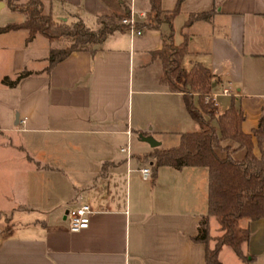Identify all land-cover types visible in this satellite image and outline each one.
<instances>
[{
    "label": "crops",
    "instance_id": "0c3cea01",
    "mask_svg": "<svg viewBox=\"0 0 264 264\" xmlns=\"http://www.w3.org/2000/svg\"><path fill=\"white\" fill-rule=\"evenodd\" d=\"M38 1L43 15L80 20L91 30L99 19L122 17L130 4ZM177 1L160 0L156 21L148 0H132L135 12L146 13L136 24L139 35L114 31L48 69V51L58 42L39 34L27 39L24 28L0 31V63L12 65L0 80L28 72L12 87L0 82V264H204L205 245L192 238L206 213L207 169L155 167L151 156L200 129L183 92L163 80L158 52L165 37L184 42L181 69L198 64L212 81L203 100L226 89L229 95L215 96L211 110L222 114L233 102L242 111L241 131L251 134L264 119V0H180L164 20ZM21 14L0 28L20 24ZM196 100L193 93L195 106ZM145 136L158 144L151 147ZM252 141V153L264 159V133L260 147ZM126 144L128 166L119 151ZM243 155L244 149L231 153L234 160ZM144 166L147 180L138 171ZM83 203L91 209L88 226L69 232L64 213ZM207 222L212 247L221 232L214 216ZM236 226V235L247 231L239 254L222 245L218 264H264V218Z\"/></svg>",
    "mask_w": 264,
    "mask_h": 264
},
{
    "label": "trees",
    "instance_id": "16d2710c",
    "mask_svg": "<svg viewBox=\"0 0 264 264\" xmlns=\"http://www.w3.org/2000/svg\"><path fill=\"white\" fill-rule=\"evenodd\" d=\"M15 1L6 0V4L11 10L23 13L25 19L20 24H7L0 31L24 28L28 33L27 39L39 34L48 42H63L60 48L49 49L47 69L73 51H90L107 35L125 28L119 23L120 17L99 19L98 28L91 30L80 20L65 23L43 15L38 0H28L24 4H16ZM179 1L171 13L163 15L164 20L176 13ZM148 3L153 19L159 20L162 14L160 0H148ZM204 16L206 14H196L194 17ZM184 52V42L174 45L170 37H165L158 52L162 62V78L171 89L183 92L187 111L200 124V129L181 134L176 146L155 150L151 156L155 167L168 165L180 169L184 166H203L207 169L206 213L199 219L192 240L205 245L204 264H218L217 253L222 245L232 247L239 254V244L246 237L247 231L242 230L244 236L236 235L237 221L243 218L250 221L264 218V159L252 153V139L258 147L261 145L264 119L260 117L256 128L251 134H246L240 128L242 111L233 102L222 114L216 115L210 109V104L203 100V94L212 88L207 70L195 64L188 72H184L180 67ZM27 74L22 72L14 80L4 76L1 83L12 87ZM193 93H197L196 106L192 102ZM224 140L236 143L235 149H244L240 160L231 157L235 149L221 146ZM218 149L225 152L223 158L216 154ZM209 216L215 217L221 232L214 239L212 247L207 246Z\"/></svg>",
    "mask_w": 264,
    "mask_h": 264
},
{
    "label": "built area",
    "instance_id": "2783aa9c",
    "mask_svg": "<svg viewBox=\"0 0 264 264\" xmlns=\"http://www.w3.org/2000/svg\"><path fill=\"white\" fill-rule=\"evenodd\" d=\"M131 2L132 0H130V4L126 14H124L119 20V23L125 27L124 31L127 32L130 37L140 34V30L136 26L137 21L138 19H143L146 16V13L144 12H140V13L135 12L133 10ZM217 95H229V94L226 89H222L218 93L205 95L204 100L205 102H208L211 105H213L214 104L213 100ZM119 151L125 155V162L128 166V162L131 156L128 144L119 148ZM138 171L140 174V178L142 180H147L150 177V170L148 167L145 166L141 167L138 169ZM90 212L91 209L89 205L86 203L67 209L66 214L64 216L67 230L69 232L74 233L87 228Z\"/></svg>",
    "mask_w": 264,
    "mask_h": 264
},
{
    "label": "rangeland",
    "instance_id": "374dc122",
    "mask_svg": "<svg viewBox=\"0 0 264 264\" xmlns=\"http://www.w3.org/2000/svg\"><path fill=\"white\" fill-rule=\"evenodd\" d=\"M3 1H5V0H3ZM21 16H22V14L19 13V12L10 11L8 9V6L6 5V3H3L2 7L0 6V25L1 24H6V23H9V22H13V21H19L22 18ZM58 45L62 46L63 42H59ZM10 69H12V65L11 64H3L2 65L0 63V74L2 72L10 71ZM0 82H1V80H0ZM211 107H212V105L210 104V109H211ZM239 234L241 236H244L242 230L240 231Z\"/></svg>",
    "mask_w": 264,
    "mask_h": 264
},
{
    "label": "water",
    "instance_id": "95a60500",
    "mask_svg": "<svg viewBox=\"0 0 264 264\" xmlns=\"http://www.w3.org/2000/svg\"><path fill=\"white\" fill-rule=\"evenodd\" d=\"M0 6H1V2H0ZM94 48H95V46H94ZM141 139H142L143 141L147 142L151 147L156 146V145L158 144V142H156L155 140H153V139H152L151 137H149V136L142 137ZM65 214H66V211H65V213H64V216H65Z\"/></svg>",
    "mask_w": 264,
    "mask_h": 264
}]
</instances>
